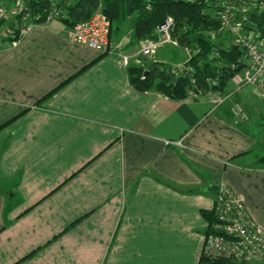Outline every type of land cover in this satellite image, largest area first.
I'll return each mask as SVG.
<instances>
[{"label": "crops", "instance_id": "crops-1", "mask_svg": "<svg viewBox=\"0 0 264 264\" xmlns=\"http://www.w3.org/2000/svg\"><path fill=\"white\" fill-rule=\"evenodd\" d=\"M111 35L106 55L57 20L0 38V264H198L219 180L264 229L259 123L137 92Z\"/></svg>", "mask_w": 264, "mask_h": 264}, {"label": "built area", "instance_id": "built-area-1", "mask_svg": "<svg viewBox=\"0 0 264 264\" xmlns=\"http://www.w3.org/2000/svg\"><path fill=\"white\" fill-rule=\"evenodd\" d=\"M48 7L43 15L34 12L29 0H0V29H5L3 37L11 38L15 44L31 28L40 26L49 28L53 19L64 15L63 3L69 0H44ZM194 1V0H190ZM215 8L218 21L216 33L228 32L233 42L243 51V66L232 77V89L227 94L209 92L215 95V103L221 104L230 96L247 88L257 90L264 100V32L255 26L252 16L264 15V0H204ZM14 28L9 30L5 24ZM172 19L157 27L158 37L145 40L143 54H148L165 43L177 45L170 36ZM110 22L100 8L91 17L79 22L68 30L71 42L86 45L104 52L108 45ZM214 55H218L214 53ZM123 66L128 65V56L120 55ZM181 68H172L176 74ZM190 96H194L191 94ZM235 121H244L247 116L238 102H233ZM166 144L180 145V141H166ZM214 218L204 233L201 255L211 259H230L237 262L264 264V229L248 214L243 200L231 188L220 181L213 205Z\"/></svg>", "mask_w": 264, "mask_h": 264}, {"label": "trees", "instance_id": "trees-1", "mask_svg": "<svg viewBox=\"0 0 264 264\" xmlns=\"http://www.w3.org/2000/svg\"><path fill=\"white\" fill-rule=\"evenodd\" d=\"M29 2L34 12L43 15L46 13L48 5L44 0ZM62 5L64 15L58 17L57 21L68 30L89 19L93 12L100 8L110 22L109 35L112 30L120 29L131 19L133 39L136 42L157 38V27L167 17L172 19L174 29L171 38L179 47L189 50L186 64L176 74L171 71V66L163 61H151L146 67L129 64L126 67L127 79L137 92L154 91L173 101L184 100L191 94H224L231 77L243 66V51L238 45L223 47L210 39L209 33H216L219 25L210 13L204 11L205 8H213L204 0H73ZM252 21L264 32V15H253ZM106 53L107 50L102 55ZM13 119L0 125V129ZM257 162L264 167V156H258ZM201 213L210 224L214 218L213 210H202ZM198 264L258 263L211 259L201 255Z\"/></svg>", "mask_w": 264, "mask_h": 264}, {"label": "rangeland", "instance_id": "rangeland-1", "mask_svg": "<svg viewBox=\"0 0 264 264\" xmlns=\"http://www.w3.org/2000/svg\"><path fill=\"white\" fill-rule=\"evenodd\" d=\"M71 1L73 0H69V2ZM204 11L210 13L211 16L217 20L215 8H209V9L205 8ZM55 20L57 19H53V21ZM128 26L131 27V19L127 20L126 23L120 29L112 30V35H111L113 39L115 38L118 40L117 44L115 45V47L117 46L116 54L119 57L121 54H125L126 56H128V65L129 64L142 65L145 59L150 60V59H153V57L159 58L163 60V62L168 63L171 66V68H182L183 65L186 64V59L189 56V50L187 51L181 46L179 47L178 44L173 45L172 43H165L158 47H155V49L151 50L148 54H143L142 45L146 43L145 40H140L136 42L133 39L132 28H129ZM5 27H9V28H6L9 30H13L14 28L12 25H10V23L5 24ZM173 29H174V26L172 25V29L170 30V36L172 34ZM5 32H6L5 29L4 30L0 29V38L4 41V43L11 44V40H13V38L16 36L15 32L9 34V35H13L11 38L3 37V33ZM209 37L211 40H213L216 43L221 44L223 47H227L231 44H235L233 42L232 36L228 32H225V31L219 34L210 32ZM128 65H126L125 67H127ZM232 86L233 84H232V81L230 80L229 87L227 91L224 92V94H227L228 92H230V90L232 89ZM248 89H250L254 93H250L246 95L247 96L246 98H244L245 95H243L241 91L240 93L234 94L233 96H230L229 99H227V101L230 102L229 109L233 116L234 114L233 113L234 112L233 102H238L243 108V110L245 111L247 118L244 121H236V122L237 123H242V122L247 123V122H251L249 121L250 116L255 118L254 121L252 119V122L259 123V125L257 126V131L259 134H261V136H263L264 135V100L260 97V94L257 92V90H253L251 88H248ZM219 94L221 95V93ZM239 95L240 96L243 95V99L241 97L239 98L238 97ZM223 103L224 102H222L221 104ZM250 111H251V114H250ZM233 119H235L234 116H233ZM219 183H220V180L216 184V189L218 188Z\"/></svg>", "mask_w": 264, "mask_h": 264}, {"label": "water", "instance_id": "water-1", "mask_svg": "<svg viewBox=\"0 0 264 264\" xmlns=\"http://www.w3.org/2000/svg\"><path fill=\"white\" fill-rule=\"evenodd\" d=\"M146 73V72H145Z\"/></svg>", "mask_w": 264, "mask_h": 264}]
</instances>
